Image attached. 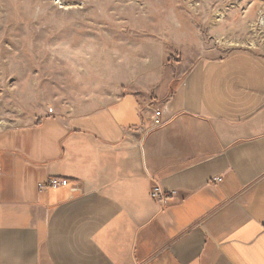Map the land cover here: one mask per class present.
I'll return each instance as SVG.
<instances>
[{"label": "crops", "instance_id": "crops-1", "mask_svg": "<svg viewBox=\"0 0 264 264\" xmlns=\"http://www.w3.org/2000/svg\"><path fill=\"white\" fill-rule=\"evenodd\" d=\"M186 47L91 48L71 103L0 127V264H264V54Z\"/></svg>", "mask_w": 264, "mask_h": 264}, {"label": "rangeland", "instance_id": "rangeland-1", "mask_svg": "<svg viewBox=\"0 0 264 264\" xmlns=\"http://www.w3.org/2000/svg\"><path fill=\"white\" fill-rule=\"evenodd\" d=\"M88 45H187L189 60L264 54V0H0V127L71 103L73 78L88 69L73 63Z\"/></svg>", "mask_w": 264, "mask_h": 264}, {"label": "built area", "instance_id": "built-area-1", "mask_svg": "<svg viewBox=\"0 0 264 264\" xmlns=\"http://www.w3.org/2000/svg\"><path fill=\"white\" fill-rule=\"evenodd\" d=\"M163 123V111L160 108H157L155 110L154 116L152 117V128H159L163 125ZM216 180L219 181L220 179ZM70 184L71 181L69 179L53 176L50 177L46 182L40 183L39 187L42 190L57 189L59 187L69 186ZM173 194V192L168 193L158 184H154L150 189L151 198L164 206L168 203L170 197Z\"/></svg>", "mask_w": 264, "mask_h": 264}]
</instances>
